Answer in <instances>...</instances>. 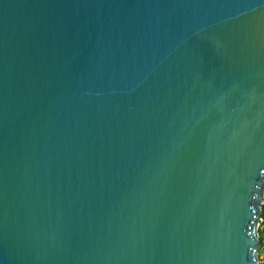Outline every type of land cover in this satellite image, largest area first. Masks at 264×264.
I'll use <instances>...</instances> for the list:
<instances>
[{"label":"water","instance_id":"95a60500","mask_svg":"<svg viewBox=\"0 0 264 264\" xmlns=\"http://www.w3.org/2000/svg\"><path fill=\"white\" fill-rule=\"evenodd\" d=\"M264 0H0V264H259Z\"/></svg>","mask_w":264,"mask_h":264},{"label":"built area","instance_id":"2783aa9c","mask_svg":"<svg viewBox=\"0 0 264 264\" xmlns=\"http://www.w3.org/2000/svg\"><path fill=\"white\" fill-rule=\"evenodd\" d=\"M261 208V217L258 225V234H259V246L257 252V261L259 264H264V193L262 200L260 202Z\"/></svg>","mask_w":264,"mask_h":264}]
</instances>
